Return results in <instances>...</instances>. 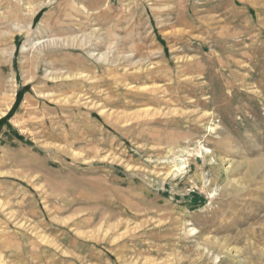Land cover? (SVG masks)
Segmentation results:
<instances>
[{"label":"rangeland","instance_id":"obj_1","mask_svg":"<svg viewBox=\"0 0 264 264\" xmlns=\"http://www.w3.org/2000/svg\"><path fill=\"white\" fill-rule=\"evenodd\" d=\"M0 264H264V0H0Z\"/></svg>","mask_w":264,"mask_h":264},{"label":"bare ground","instance_id":"obj_2","mask_svg":"<svg viewBox=\"0 0 264 264\" xmlns=\"http://www.w3.org/2000/svg\"><path fill=\"white\" fill-rule=\"evenodd\" d=\"M53 42V41H52ZM59 42V41H58ZM4 114H6V112H4Z\"/></svg>","mask_w":264,"mask_h":264}]
</instances>
